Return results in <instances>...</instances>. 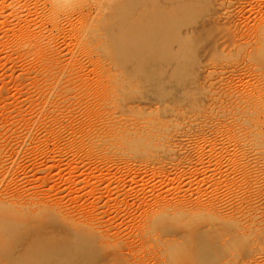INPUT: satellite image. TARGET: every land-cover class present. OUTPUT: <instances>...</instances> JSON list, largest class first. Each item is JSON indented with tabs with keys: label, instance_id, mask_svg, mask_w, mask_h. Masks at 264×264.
Wrapping results in <instances>:
<instances>
[{
	"label": "rangeland",
	"instance_id": "374dc122",
	"mask_svg": "<svg viewBox=\"0 0 264 264\" xmlns=\"http://www.w3.org/2000/svg\"><path fill=\"white\" fill-rule=\"evenodd\" d=\"M167 1L0 0V196L19 201L15 209L25 212V218L37 219L48 204L61 205L67 220L117 231L108 250H126L130 244H140L145 234H156L145 221V200L150 154L158 159L161 152L157 145L150 147L145 127L134 122L136 118L145 126L147 119L141 114L145 103L134 100L132 94L134 62L145 53V46L161 41L166 29L172 37L197 23L214 22L218 16L227 22L225 9L218 14L208 11L210 0H196L195 15L185 18L166 12ZM243 3L242 16L233 20H240L245 33L240 42L247 46L256 43L257 34H264V0ZM168 18L172 25H166ZM220 31L224 32L221 26L197 35L192 46H199L203 53L221 37L225 39ZM220 54L223 66L230 69L250 61L246 50ZM197 60L189 63L196 66ZM257 72L264 76V68ZM231 104L208 114L204 136L208 152L194 158L206 167H186L188 172L202 171L193 180L207 190L201 203L215 200L222 212L227 210V198L237 195L235 167L240 162L251 171L253 185L244 205L255 204L258 195L264 201V157L249 145L241 150L232 146L227 126H238L240 120L237 106ZM206 111L196 107L189 114L201 117ZM228 164H232L230 176ZM182 169L177 163L175 173ZM204 177L209 183L202 182ZM227 177L230 192L223 186ZM170 178L162 187L167 199H196L197 193L186 191L175 176ZM237 210L233 208L236 217ZM12 219L0 220V227L10 232L8 240L16 241V226L7 223ZM174 222V227L169 222L153 225L155 232L175 242L189 223Z\"/></svg>",
	"mask_w": 264,
	"mask_h": 264
},
{
	"label": "bare ground",
	"instance_id": "6f19581e",
	"mask_svg": "<svg viewBox=\"0 0 264 264\" xmlns=\"http://www.w3.org/2000/svg\"><path fill=\"white\" fill-rule=\"evenodd\" d=\"M170 1L171 5L169 0L166 3V12L175 11L180 18L195 15L196 0ZM234 4L235 15L230 11ZM244 5L243 0H210L208 11L215 10L218 14L225 9L227 22L218 16L214 22L212 19L195 23L186 32L172 37L166 34V29L161 41L145 46V53L134 62L132 94L134 100L145 103V111L141 114L147 116L145 126L136 118L134 122L145 127L148 144L150 147L157 145L161 152L158 159L150 154L151 178L145 200L148 211L145 221L152 225L151 232L156 234H145L140 244H130L126 250L115 247L108 250L109 240L118 234L117 231H100L91 227L90 222L67 220L63 217L65 210L58 204L46 205L39 217L31 220L24 217L25 212L15 209L19 201L12 202L0 196V220L6 222V217H13L7 223L16 226V241L8 240L10 232L0 227V264H264V201L258 195L253 201L256 205H244V199H248L253 188L247 165L240 162L235 167L237 195L227 198L224 212L215 200L201 203L207 190L193 181L202 175L201 169L186 170L193 164L206 167L194 158H203L208 152V141L204 139L208 114L230 103V106H237V119L240 120L238 126L231 129L227 126L232 146L241 150L249 145L259 152L261 159L264 157V76L257 75V71L264 68V34L256 35L255 44L242 45L240 40L245 33L240 20H233V17L242 16ZM152 10L155 14L156 9ZM162 11L163 8L156 14ZM172 24L173 20L168 18L166 25ZM220 26L225 39L222 41L221 37L215 47L210 46L200 53L199 46H192V38ZM244 50L249 53V62L238 69L223 66L220 52ZM197 58L196 66L189 63ZM244 77L247 78L245 82ZM210 92L212 99L208 100ZM196 107L207 111L201 117H193L189 113ZM137 111L140 110L137 108ZM192 143H195L193 148ZM177 163L183 166L180 173H175ZM228 165L230 176L232 164ZM171 175L175 176L174 180L181 181L186 191L197 193L196 199H167L162 187L170 182ZM202 180L208 182L206 177ZM230 184L227 177L223 186L228 192ZM184 204L194 207L189 209ZM237 207L238 217L233 214V208ZM174 221L189 223L175 242H168L155 232L153 225L176 223Z\"/></svg>",
	"mask_w": 264,
	"mask_h": 264
}]
</instances>
